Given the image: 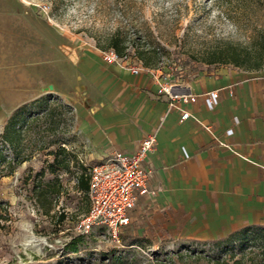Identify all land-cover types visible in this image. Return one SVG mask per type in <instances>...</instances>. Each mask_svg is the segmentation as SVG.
<instances>
[{"label": "rangeland", "instance_id": "1", "mask_svg": "<svg viewBox=\"0 0 264 264\" xmlns=\"http://www.w3.org/2000/svg\"><path fill=\"white\" fill-rule=\"evenodd\" d=\"M8 13L22 17L5 26ZM22 26L30 32L50 29L59 47L61 39L100 55L115 41L127 63L176 85L222 69L264 74V0H0V78L21 64L31 68L35 50L44 46L32 35L20 41ZM138 53L153 67H145ZM232 58L239 66L225 63ZM47 94L19 115L14 145L3 138L13 112H0V264H207L194 257L181 261L175 253L206 255L211 249L203 242L224 237L228 228L185 224L173 233V227L152 223L158 213L139 206L117 239L95 227L78 253L65 249L89 208L78 178L97 162L84 157L72 107L69 112L58 96ZM65 158L68 170L62 167ZM41 189L47 193L40 195ZM128 229L142 245L123 246Z\"/></svg>", "mask_w": 264, "mask_h": 264}, {"label": "crops", "instance_id": "2", "mask_svg": "<svg viewBox=\"0 0 264 264\" xmlns=\"http://www.w3.org/2000/svg\"><path fill=\"white\" fill-rule=\"evenodd\" d=\"M19 16L8 13L2 21L9 26ZM21 28L20 41L32 35L44 46L35 50L31 68L21 64L13 75L1 76L0 112H14L51 92L74 110L84 157L96 164L114 151L129 154L134 141L155 135L148 165L159 193L136 205L158 213L154 225L173 227V233L185 224L210 225L213 231L226 227L228 234L264 225L263 73L222 69L186 86L173 84L175 91L198 96L183 107L189 117L182 121L158 92L157 71L134 75L123 64H105L99 52L61 39L59 47L50 29ZM212 91L219 101L209 111L202 95ZM151 231L144 239L151 241Z\"/></svg>", "mask_w": 264, "mask_h": 264}, {"label": "built area", "instance_id": "3", "mask_svg": "<svg viewBox=\"0 0 264 264\" xmlns=\"http://www.w3.org/2000/svg\"><path fill=\"white\" fill-rule=\"evenodd\" d=\"M101 58L108 65L123 64L134 75L148 71L141 65H130L113 49L101 52ZM155 78L159 94L167 99L168 109L178 111L182 121L188 119L189 113L183 107L196 103L198 96L175 91L173 84L159 75ZM202 98L207 110L213 111L219 94L212 91L202 95ZM227 134L232 135V131ZM155 147L156 136L148 135L133 142L131 153L114 151L104 161L86 168L89 208L76 226L79 234L89 235L95 227H100L117 239L120 231L130 224L129 211L137 205L139 198L152 199L159 193L152 180L153 171L148 165V156Z\"/></svg>", "mask_w": 264, "mask_h": 264}, {"label": "trees", "instance_id": "4", "mask_svg": "<svg viewBox=\"0 0 264 264\" xmlns=\"http://www.w3.org/2000/svg\"><path fill=\"white\" fill-rule=\"evenodd\" d=\"M111 48L116 52L118 56H122L121 49L118 46L117 42L111 43ZM139 57L142 59V63L145 67H153L150 62L143 58L141 53H138ZM144 59V60H143ZM231 62L225 63H233L236 66H239L232 58ZM218 60H213L210 63H215ZM42 98L25 104L13 112V115L8 119L5 130L3 134V138L6 139L8 143L14 145L17 137V129L19 128L18 117L19 115L29 108L30 106H36L40 104ZM69 112H72L70 106H65ZM60 151H64L61 149ZM62 167L65 170L69 169V161L65 158L61 161ZM78 188L83 193L84 197L87 199V191H88V175L86 168H82V172L78 178ZM47 190L41 189L40 195L46 194ZM55 194H58L59 191H55ZM87 213V212H86ZM85 213V214H86ZM124 229V228H123ZM88 235L79 234L73 238H71L65 245V249L70 251V253H78L80 247H84L86 245V238ZM121 238V237H120ZM124 242L123 246L127 248L137 247L143 244L144 240L131 236L130 234L122 237ZM149 241L148 239H145ZM204 245L209 247L208 254H203L204 252H186L182 254L180 252H176L175 256L184 261L186 258H195V263H199L202 259H206L207 264H264V225H254L247 226L241 228L237 231H234L225 237L209 241L203 242ZM215 251V252H214Z\"/></svg>", "mask_w": 264, "mask_h": 264}, {"label": "water", "instance_id": "5", "mask_svg": "<svg viewBox=\"0 0 264 264\" xmlns=\"http://www.w3.org/2000/svg\"><path fill=\"white\" fill-rule=\"evenodd\" d=\"M48 89H49V90H52V87L50 86Z\"/></svg>", "mask_w": 264, "mask_h": 264}]
</instances>
